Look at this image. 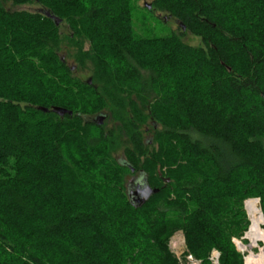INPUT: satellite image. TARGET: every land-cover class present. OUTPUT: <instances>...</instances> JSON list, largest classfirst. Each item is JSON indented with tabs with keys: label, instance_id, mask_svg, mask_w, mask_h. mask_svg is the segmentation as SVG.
Wrapping results in <instances>:
<instances>
[{
	"label": "trees",
	"instance_id": "obj_1",
	"mask_svg": "<svg viewBox=\"0 0 264 264\" xmlns=\"http://www.w3.org/2000/svg\"><path fill=\"white\" fill-rule=\"evenodd\" d=\"M152 4L202 45L139 35L134 0H0V264H179L178 230L201 264L214 248L220 264H244V201L259 197L264 215V0ZM64 37L91 84L58 54ZM132 169L159 189L141 205Z\"/></svg>",
	"mask_w": 264,
	"mask_h": 264
},
{
	"label": "rangeland",
	"instance_id": "obj_2",
	"mask_svg": "<svg viewBox=\"0 0 264 264\" xmlns=\"http://www.w3.org/2000/svg\"><path fill=\"white\" fill-rule=\"evenodd\" d=\"M146 4H151V8L146 9ZM152 0H134V15H133V29L136 33H138L139 35H144V36H148V35H153V36H168V35H176L180 38V40L182 41V43H184L185 45H189L192 47H199L202 45L201 39L200 37L192 34L189 31H185L182 30L180 25L178 24L177 20L170 16L169 14L163 12V11H158L156 9H153L152 7ZM3 6L4 8L9 11V12H19V11H24L27 10L29 12H35V11H40L41 9H45L41 4L39 3H34V2H30V3H25V4H14L12 1H4L3 2ZM68 22L64 21L62 23V26L60 28L61 31H64L65 33H69V28H68ZM148 29L150 30V32L148 31ZM89 41H85L83 43V49L87 50V48L89 47ZM58 54L64 59L66 60L68 66H70L73 69V77H77L80 78L82 80H85L89 77H91V68H90V64L88 61H86L85 63L79 61L77 59V47L74 46L73 42H69L68 40L62 39L60 41L58 50H57ZM145 73V72H144ZM104 124L106 128H112L113 125L117 124V126H119L117 128V130H115L120 136L123 135L122 138H124V132L123 129L121 127V123L119 124L118 120H116V118L110 117L104 120ZM119 124V125H118ZM152 124V120L149 119L145 124H143V126L141 127V131L143 133V140L146 141L147 139L149 140L150 143H152V139L151 137L154 134V126ZM158 127H160L158 125ZM263 144H264V139L262 140ZM131 143L128 142V139L125 138V141L122 143L121 146H119L114 152V156H121V154H123V152L125 151L126 147L132 148V145H130ZM159 169V167H158ZM161 169V167H160ZM157 170V168H156ZM162 171L164 173L167 172L166 168H162ZM141 175L139 174H134L131 177V174H126V180H128L129 184L132 183L131 181H134L137 184V180L138 181H142L139 180L141 179V177H139ZM134 179V180H131ZM132 188L130 189L131 191H135L136 187L135 186H131ZM259 198V197H256ZM250 199H254V198H250ZM260 199V198H259ZM249 199H246L244 201V207L246 209V201ZM247 212V218L249 221V225H248V229L249 226L251 224V220H250V216L248 214V210L246 209ZM263 213V212H262ZM248 229L244 232V235L240 238H236L233 237V242L236 245V248L239 252H241L244 255V264H245V257L247 256L249 250V240L246 238V233L248 231ZM262 229L264 230V215H263V223H262ZM240 244L246 245L244 251L243 249L240 247ZM248 244V245H247ZM260 247L264 246V241H260L259 242ZM169 246L170 249L172 251V253L174 254V256L177 258L179 264H191L190 260L188 259V256L192 255L187 246H186V240H185V236L182 230H178L176 231L172 237L170 238V242H169ZM248 249V251H247ZM213 250H216L215 248ZM212 250V252H213ZM218 251V250H217ZM259 248H255L254 252H258ZM211 252V254H212ZM219 252V251H218ZM193 256V255H192ZM194 257V256H193ZM219 257H220V253H219ZM211 259V257H210ZM199 261V264H201V261L199 259H197ZM213 264V263H211ZM220 264V262H219Z\"/></svg>",
	"mask_w": 264,
	"mask_h": 264
},
{
	"label": "water",
	"instance_id": "obj_3",
	"mask_svg": "<svg viewBox=\"0 0 264 264\" xmlns=\"http://www.w3.org/2000/svg\"><path fill=\"white\" fill-rule=\"evenodd\" d=\"M146 6L148 8H151V4H146ZM40 12L44 13L46 16L52 18L55 21L56 25H59L61 23V19L54 15L51 14V12L48 9H41ZM178 24L180 26H182L183 30H186V27L183 23H181L180 21H177ZM89 84L92 83V78H89L88 80ZM41 110L43 111H48L49 109L44 108V107H39ZM52 111H54L55 113L59 114L60 116H64L65 114H73V112L71 110H68L67 108L64 107H60V106H54L53 108H51ZM107 114L106 113H100L96 116V118L94 119L95 122H97L99 125H102L104 123V120L106 119ZM132 171H134V169H132ZM139 177H141L142 181H138L137 180V186L135 191H131L130 189L132 188V184H129V196L130 198L135 201L136 203H138V205H141L143 203H145L153 194L158 193L159 189L158 188H153L152 186H150L147 183L146 177L143 175L142 172L139 173ZM258 201V208L260 210H262L261 207V203H260V199L259 198H255Z\"/></svg>",
	"mask_w": 264,
	"mask_h": 264
},
{
	"label": "bare ground",
	"instance_id": "obj_4",
	"mask_svg": "<svg viewBox=\"0 0 264 264\" xmlns=\"http://www.w3.org/2000/svg\"><path fill=\"white\" fill-rule=\"evenodd\" d=\"M246 209L250 216L251 224L246 233L249 240V252L245 257L246 264H264V246L259 245L260 241H264V230L262 229L263 213L258 208V201L249 199L246 201ZM255 248H259L258 252H254ZM248 251V249H247Z\"/></svg>",
	"mask_w": 264,
	"mask_h": 264
},
{
	"label": "built area",
	"instance_id": "obj_5",
	"mask_svg": "<svg viewBox=\"0 0 264 264\" xmlns=\"http://www.w3.org/2000/svg\"><path fill=\"white\" fill-rule=\"evenodd\" d=\"M188 259L191 264H199V261L192 255L188 256ZM211 261L213 264H219V252L217 250H213L211 254Z\"/></svg>",
	"mask_w": 264,
	"mask_h": 264
},
{
	"label": "flooded vegetation",
	"instance_id": "obj_6",
	"mask_svg": "<svg viewBox=\"0 0 264 264\" xmlns=\"http://www.w3.org/2000/svg\"><path fill=\"white\" fill-rule=\"evenodd\" d=\"M132 172H133V173L131 174V177H132L134 174H136L135 171H132ZM138 174H139V173H138ZM131 180H134V179L131 178ZM131 182H132V183H131L132 186H135V187L137 186L136 183H135L134 181H131Z\"/></svg>",
	"mask_w": 264,
	"mask_h": 264
},
{
	"label": "crops",
	"instance_id": "obj_7",
	"mask_svg": "<svg viewBox=\"0 0 264 264\" xmlns=\"http://www.w3.org/2000/svg\"><path fill=\"white\" fill-rule=\"evenodd\" d=\"M246 264V263H245Z\"/></svg>",
	"mask_w": 264,
	"mask_h": 264
}]
</instances>
